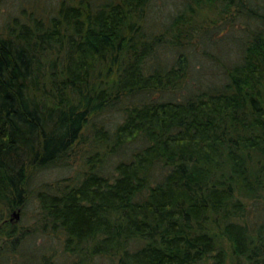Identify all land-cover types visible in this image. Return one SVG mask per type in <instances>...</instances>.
<instances>
[{"label":"trees","instance_id":"obj_1","mask_svg":"<svg viewBox=\"0 0 264 264\" xmlns=\"http://www.w3.org/2000/svg\"><path fill=\"white\" fill-rule=\"evenodd\" d=\"M150 3L26 0L0 24V264H264V1L180 0L149 30ZM232 5L241 53L189 85ZM82 140L76 174L37 182ZM40 235L60 246L24 250Z\"/></svg>","mask_w":264,"mask_h":264},{"label":"rangeland","instance_id":"obj_2","mask_svg":"<svg viewBox=\"0 0 264 264\" xmlns=\"http://www.w3.org/2000/svg\"><path fill=\"white\" fill-rule=\"evenodd\" d=\"M23 1L26 2V0H0V24H2V22L6 17L9 16V14L16 13L18 11V5ZM52 1L53 0H42V3L46 4V8H49V3H51ZM179 4L180 0H151L148 11L149 24L146 25L147 29L151 30L152 28H155L154 25L150 24L151 22H156V24L162 23L163 20L167 17V14L175 11ZM235 8L236 7L232 5L226 12L220 14H217V12L213 13V22L209 18L208 20L206 19L202 22L204 26H207L211 38L208 42L202 40L201 37L200 39H193L194 44H191V52L189 53V57L193 65L191 67V74L189 75V85L197 86L201 85L200 82L204 83L206 81L211 83V80H217V72L219 71V68H217V66H219V63H221V61H232L234 58L238 57V54L241 53V44L245 38L246 33V30L241 27V24L244 25L246 17H243L242 14L238 15L237 11L234 12V10L237 9ZM159 28L160 26L156 27L155 29ZM163 55L169 58V56H171V53L163 52ZM185 92V88L181 90L178 89V93L180 95ZM116 113L117 112H113V114L110 113L109 116H106L105 118L106 125L110 128L113 127V123H115L116 119L119 118V115H117ZM76 148H78V153L76 156L72 157L71 163L69 165L63 167L55 166L44 169L37 176V182L41 180L53 181L56 178L58 179L60 177L76 174V172L85 162L86 142L82 140L80 144H77ZM127 155L128 153H125L124 151L118 156H113L112 160L115 161L118 158L126 157ZM107 163L110 164V160ZM36 209V204L31 202L22 218L21 216L17 218L14 216L13 219L19 220L20 223L23 224H26V222L30 223L34 217ZM46 239L47 238L40 235L34 241H28L26 242V244L24 242V250H27L28 247L32 248V245L34 247H40V244L45 242H53L54 246H60L57 239H54L52 242L47 241ZM15 254L16 255H14V257L17 256V253ZM56 254H58L60 263H66L69 260L65 259L64 255L59 254L57 250Z\"/></svg>","mask_w":264,"mask_h":264},{"label":"water","instance_id":"obj_3","mask_svg":"<svg viewBox=\"0 0 264 264\" xmlns=\"http://www.w3.org/2000/svg\"><path fill=\"white\" fill-rule=\"evenodd\" d=\"M19 208L13 210L11 212V216H10V219H13V217L15 216L16 218L19 216V212H18Z\"/></svg>","mask_w":264,"mask_h":264}]
</instances>
